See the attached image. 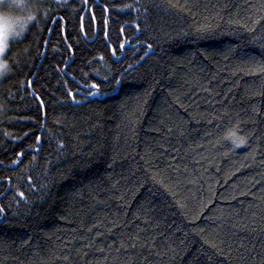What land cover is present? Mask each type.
<instances>
[{
  "label": "trees",
  "instance_id": "obj_1",
  "mask_svg": "<svg viewBox=\"0 0 264 264\" xmlns=\"http://www.w3.org/2000/svg\"><path fill=\"white\" fill-rule=\"evenodd\" d=\"M34 3L0 78V264H264V0Z\"/></svg>",
  "mask_w": 264,
  "mask_h": 264
},
{
  "label": "clouds",
  "instance_id": "obj_2",
  "mask_svg": "<svg viewBox=\"0 0 264 264\" xmlns=\"http://www.w3.org/2000/svg\"><path fill=\"white\" fill-rule=\"evenodd\" d=\"M34 0H0V46L8 48L12 41L22 39L38 19ZM10 65L0 56V77L8 74ZM235 146H239L234 141Z\"/></svg>",
  "mask_w": 264,
  "mask_h": 264
},
{
  "label": "snow or ice",
  "instance_id": "obj_3",
  "mask_svg": "<svg viewBox=\"0 0 264 264\" xmlns=\"http://www.w3.org/2000/svg\"><path fill=\"white\" fill-rule=\"evenodd\" d=\"M121 47H123V45H121ZM148 47H151V45H148ZM6 49H7V48L0 46V56H3V54H4L5 51H6ZM116 83H117V85L119 84L118 81H117ZM92 87H96V86L93 85ZM21 195H23V194L21 193Z\"/></svg>",
  "mask_w": 264,
  "mask_h": 264
},
{
  "label": "rangeland",
  "instance_id": "obj_4",
  "mask_svg": "<svg viewBox=\"0 0 264 264\" xmlns=\"http://www.w3.org/2000/svg\"><path fill=\"white\" fill-rule=\"evenodd\" d=\"M7 50V49H6ZM6 52V51H5ZM5 54V53H4ZM4 54H3V56H4ZM1 78V77H0Z\"/></svg>",
  "mask_w": 264,
  "mask_h": 264
}]
</instances>
